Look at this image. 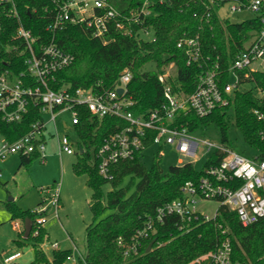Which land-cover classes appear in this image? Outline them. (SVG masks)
Here are the masks:
<instances>
[{
  "label": "trees",
  "instance_id": "obj_1",
  "mask_svg": "<svg viewBox=\"0 0 264 264\" xmlns=\"http://www.w3.org/2000/svg\"><path fill=\"white\" fill-rule=\"evenodd\" d=\"M108 1L118 11L126 12L144 0ZM217 1L212 4L209 0H149V17L142 24L133 25L131 35L110 29L105 35L106 42L93 38L81 25L65 24L51 31L49 26L56 14L52 0L2 1L0 74L11 72L18 76L26 72L24 43L14 36L21 26L36 38L37 43L52 41L73 56L68 67L55 73L56 83L50 85L52 89L64 83L72 88H89L100 83L103 89H111L120 72L127 69L132 75L127 84L128 94L141 110L153 109L162 102L156 75L164 66L174 63L176 77L173 84L185 94H190L196 87L203 63L216 61L220 69L226 70L242 48L251 29V21L231 23L221 19L216 9L227 0ZM141 28L151 29L154 41L138 39L136 32ZM195 37L201 45L202 61L201 64L186 65L185 51L178 48L177 43ZM148 62L154 63L155 72H141ZM246 81H255L264 89V73L252 72ZM258 114L264 116V100L254 97L251 92H236L227 107L202 118L190 114L188 129L194 132L215 127L219 131L220 144L236 152L228 138V130L233 124L245 144L255 151L259 159H264V120L258 119ZM38 116L36 107L32 105L21 122L0 120V136L10 142L20 138L30 130L31 122ZM120 126L122 121L117 118L98 120L85 113L81 126L77 127L81 143L75 152L77 161L73 172L77 176L85 175L86 185L91 190L88 202L91 223L85 228V264H190L197 257L214 250L225 237L231 242L234 260L244 264H264V221L243 227L236 214L225 206H220L216 217L207 222L185 223L170 218L157 227L155 234L144 240L137 255L124 256L116 244L117 239L127 240L143 228L146 219L158 206L178 198L182 185L186 181H198L203 176V169L217 164L222 154L214 150L200 169L183 164L169 166L165 171L160 167L157 154L149 168L136 157L112 166V178L105 180L98 174L91 152ZM35 159V154L19 157L18 167L27 169ZM106 183L111 189L104 193L102 187ZM5 205L11 219H19L22 224L25 220L31 223L28 235L24 236L22 230L15 243L18 246L28 243L32 249V264H63L71 250H54L50 258L47 257L41 248L47 234L43 227L35 224L37 214L34 210H19L10 202ZM106 211L109 213L103 216ZM180 226L183 228L179 229ZM149 244L151 247L146 251Z\"/></svg>",
  "mask_w": 264,
  "mask_h": 264
},
{
  "label": "built area",
  "instance_id": "obj_2",
  "mask_svg": "<svg viewBox=\"0 0 264 264\" xmlns=\"http://www.w3.org/2000/svg\"><path fill=\"white\" fill-rule=\"evenodd\" d=\"M52 1L56 6V14L49 26L51 31L65 24L81 25L93 38L102 39L103 42H106L105 35L110 29L131 35V27L142 24L149 17L148 6L151 3L144 0L136 8L120 12L108 0ZM209 1L212 4L218 2ZM225 3L231 4L229 11L233 14L247 12L253 16L249 20L251 29L247 32L243 46L226 70L220 69L216 61L203 63L194 91L185 94L173 84L176 68L174 63H170L156 75L161 86L162 102L146 110H141L128 94L127 84L132 75L127 69L120 72L111 89H103L100 83L89 88H72L70 84L64 83L52 89L50 85L56 83L55 73L68 67L73 56L52 41L47 44L37 43L28 30L19 26L14 36L24 43L26 72L18 76L11 72L0 74V120L6 123L21 122L29 114L32 105L36 107L39 116L31 122L30 130L20 138L10 142L0 136V161L12 155L27 157L35 154L39 163L44 164L50 141L59 157L62 154H75L77 145L81 143L77 127L81 126L85 113L98 120L104 117L117 118L122 121V126L92 151L98 174L105 180L112 178V166L139 158L143 150L150 146H173L176 152L187 158L186 161H179L176 166L190 164L193 168L199 150L208 157L214 150L222 154L217 164L203 169V176L198 181H186L180 188L178 198L158 206L154 214L146 219L143 228L127 240L121 237L117 239L116 244L124 256L137 255L144 240L155 234L157 227L170 218L185 223L207 222L216 217L220 206H225L236 214L243 227L264 221V159H259L257 154L246 157L222 144L199 139L195 131L188 129L190 114L198 118L208 116L219 108L227 107L234 93L251 92L240 90V87L254 86L257 95L253 96L264 100V89L255 81H246L252 72L264 73V0H227ZM222 5H218L216 10ZM148 35V39L143 38ZM136 36L143 41H154L151 29L141 28ZM177 47L184 49L186 65L201 64V45L197 37L180 40ZM63 113H69L70 128L76 141L66 133L59 132L58 125L64 130L69 128L66 122L58 120ZM258 119L264 120V116L258 114ZM156 154L162 156L160 149ZM48 192L49 196L34 209L37 214L35 224L40 227H43L47 219L45 214L48 208H52V216L58 218L59 184L47 189ZM208 201L218 203L212 217L202 213L199 207ZM14 227H18L16 222ZM50 247L58 250L56 242L51 243ZM21 255L20 251L9 254L4 257L3 264H20L18 259ZM201 262L244 264L233 259L228 237L214 250L197 257L190 264ZM63 264H85L84 255L73 247Z\"/></svg>",
  "mask_w": 264,
  "mask_h": 264
},
{
  "label": "rangeland",
  "instance_id": "obj_3",
  "mask_svg": "<svg viewBox=\"0 0 264 264\" xmlns=\"http://www.w3.org/2000/svg\"><path fill=\"white\" fill-rule=\"evenodd\" d=\"M230 5V3H225L218 9L217 15L221 19L248 21L253 17L247 12L231 13ZM143 38L148 39L149 35L143 36ZM155 71L153 62H148L141 68V72L153 73ZM242 89L250 90L253 95H257L256 89L252 85L240 87V90ZM69 119V113L61 114L58 120L66 122L69 128L64 130L58 125V129L60 133H66L73 141H76V136L73 135L70 128ZM194 134L199 139L220 144L219 131L215 127L197 129ZM228 138L234 144L237 153L246 157L255 156V151L245 144L241 133L233 124L228 130ZM159 149L162 152V156H159L160 167L164 171L169 166L177 165L179 161L187 160L176 152L173 146H150L143 150L139 156L144 167L151 166ZM50 152V156L45 159L44 164H40L35 159L27 169L18 167L19 157L17 155L8 156L0 161V166L3 169V177L0 182V264H3L4 257L16 251L22 253L18 259L20 264H32V249L28 243L24 242L21 246L15 243L20 231L15 229L14 223L17 222L21 225V231L23 225L19 219H11L5 203L10 202L19 210L32 211L40 201L49 196V192L46 193L47 189H52L56 184H59L58 218H54L52 216L53 209L48 208L45 214L47 219L43 225L47 235L41 248L48 258L54 251L50 247V244L54 242L58 244V250H72L75 247L79 253H85V228L91 223V213L88 209L91 190L86 185V176H77L73 172V165L77 161L76 154H62L59 157L55 154L54 149ZM207 157L206 153L199 150L196 154L195 168L200 169ZM110 189L108 183L102 187L104 193ZM199 207L202 213L212 217L218 203L208 201L201 203ZM108 213L106 211L103 216Z\"/></svg>",
  "mask_w": 264,
  "mask_h": 264
},
{
  "label": "water",
  "instance_id": "obj_4",
  "mask_svg": "<svg viewBox=\"0 0 264 264\" xmlns=\"http://www.w3.org/2000/svg\"><path fill=\"white\" fill-rule=\"evenodd\" d=\"M238 22H239L238 19L231 20V23H238ZM118 92H121V90H118ZM79 152H81V149H79ZM30 225H31V223H30L29 220H25L24 221V224H23L24 236H27L28 235L29 230H30ZM150 247H151V244H149L147 246L146 251H149Z\"/></svg>",
  "mask_w": 264,
  "mask_h": 264
},
{
  "label": "crops",
  "instance_id": "obj_5",
  "mask_svg": "<svg viewBox=\"0 0 264 264\" xmlns=\"http://www.w3.org/2000/svg\"><path fill=\"white\" fill-rule=\"evenodd\" d=\"M52 146H53V143L50 141V142L48 143V156H50V153H51L50 151L53 149ZM12 156H13V155H12ZM48 156H47V157H48ZM2 170H3V169H2V166H0V172H1L0 182H1L2 177H3ZM40 202H41V201H40ZM40 202H39V203H40ZM37 205H38V204H37ZM36 207H37V206H36ZM16 223H17V222H16ZM17 224H18V227L15 228V229H19L18 231L21 232V229H20V228H21V225H20L19 223H17ZM22 225H23V224H22ZM22 228H23V227H22ZM22 230H23V229H22Z\"/></svg>",
  "mask_w": 264,
  "mask_h": 264
}]
</instances>
